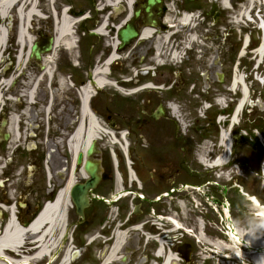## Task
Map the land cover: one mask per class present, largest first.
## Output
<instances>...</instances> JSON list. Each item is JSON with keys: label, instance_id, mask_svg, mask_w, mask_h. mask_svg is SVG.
Masks as SVG:
<instances>
[{"label": "rangeland", "instance_id": "rangeland-1", "mask_svg": "<svg viewBox=\"0 0 264 264\" xmlns=\"http://www.w3.org/2000/svg\"><path fill=\"white\" fill-rule=\"evenodd\" d=\"M54 1L55 3L53 6L56 11L59 12L62 8H69V11H72L73 14L87 8L92 10V3H94L95 8L98 4V0ZM173 1L175 0H167L169 15L173 13ZM222 1L223 0H199L200 9L198 12L204 20L203 24L196 28V32L199 38L202 37L204 33H208V40L204 46L198 45L197 43L192 44L191 46L194 47V50L186 54L187 60H182L181 64L175 62V66L173 65L176 67L174 68L176 71H182L184 75L188 77L189 84L187 83L185 87L169 96H166L165 92H162V94L143 92L134 97L137 106L135 118L145 117V115L140 114L139 109V106L143 105V103H147L143 111L151 112L157 103H160L166 97L171 98L169 100L170 105L178 108L180 117L177 116L178 119L176 121V119L169 114V119L170 121L172 119L173 123H175L178 129V135L182 137L185 142V145H183V156L186 161L185 171L187 172H185L179 180L184 181V183H186L185 181L189 183L199 182L201 184L193 185L194 187L200 188L199 193L203 192L206 194L208 191L210 192L208 197H204L203 194L198 193V190L194 191L195 188L187 187V190L177 192V194L184 196L186 191L187 194H189V197H186L187 199L182 201L180 199L174 201V203H171L168 199L167 203H164L168 210L169 208H176L178 210L177 216L174 215L173 210L172 212L169 210V216H172V218L185 229L191 231V234L195 237L194 239L188 236L183 237L184 240L196 246L198 254L194 264H250L246 258L250 250L241 248L240 244L234 240L229 242L226 235L232 236V234H240L243 236L249 233L246 227L249 222L259 224V221L255 217L259 209L254 208L251 203L240 194L239 187L243 188L244 192H246L245 187H248V196H256L261 203H264V140L259 136L257 132L258 129L254 126L259 121L264 123V54L262 53L261 56L258 55V58H256L257 54L254 50L247 51V55L246 52L240 55L242 52L241 46L237 49L238 45L243 43L245 33L249 37V45L252 43L254 44L253 47H255L258 42L260 44L261 34L256 28V25H258L260 21L264 23V7L261 0H257L251 5H249L247 0H228L231 8L223 9L221 6ZM215 2L222 14L218 22L214 24L211 16H207L206 12L210 5ZM244 6L246 9L243 8ZM38 7L44 15H50V4L48 5L46 2H40ZM240 13H243V15L241 14L240 16ZM169 15L168 17L172 18ZM71 18L74 17L72 16ZM36 21L35 19L32 20V28L29 30V35L32 39L36 37L33 33L35 32L33 23L36 25ZM38 21L39 25H41L42 22L44 23L43 20ZM45 21L47 23V28L54 25L52 18H48ZM178 21L179 18H176L170 21L168 25L174 27L178 25ZM0 24L8 28L6 47L2 49V60L0 63V88H2L0 91L3 96L1 99L3 104L1 112L3 116H1V119L9 121L11 117L19 116L17 134L14 136L13 133H9V138L3 141L6 142L7 156L9 159L12 158L11 152L16 148L15 151L19 150V153L13 156V160L7 167L4 177H0V199H7L10 205L13 202V200H9L11 195L13 199L24 204V202L33 203V199H35L34 197L37 195L40 201L39 207H41L42 204L48 200V193L53 189V185H55L54 197L55 194L65 186L68 178V170L65 172L60 171L66 167L64 162L65 158L70 162L71 155L66 146V138L74 131L77 125L76 119L79 114H63L62 109L63 105L67 102L66 97L75 100V96L73 91L68 90L65 81L66 78L63 77L59 79V81H63V84L55 83L53 80L49 88L47 86V77L43 76L35 93L37 105L27 107L25 98L22 97V95H26L31 81L38 79L42 73H40L35 63L29 61L25 62L27 47L20 48L18 46L16 40L17 19L15 13H9L5 19L0 20ZM76 26L74 27L75 29L77 28ZM178 28L176 27L175 29L177 30ZM166 29L168 30V27H166ZM49 32L50 29L47 34H49ZM175 36L176 39L168 44L171 45L172 43L173 49H175L176 46H180L178 40L181 35L178 34ZM62 44L63 42L59 43L53 55L50 56V58L53 59V63L51 64L52 69H54V63L58 54L62 55V59L68 57V59L75 60V57L77 58V56H79L78 61L80 60V47H78V51L73 50L67 54ZM232 52H237L233 64L230 59V54ZM151 53L154 55V51ZM225 53L229 54V58H225ZM19 57H21V59ZM214 61L215 64H213ZM64 64L63 60H61L58 70H61L62 67L64 68ZM68 64L70 68L73 69L70 62H68ZM179 65L180 67H177ZM79 67L80 64L78 63L77 69H73L75 70L73 74L74 77H79ZM166 67H169V69L171 68L170 66ZM152 71L153 73H151L150 76L153 77L151 79L155 82H161L162 75H166V77L173 80L175 79L174 76L178 73L176 71L172 73L171 70L162 72L161 68H157L156 70L152 69ZM260 72L262 73L261 75ZM219 73L225 74L224 77L226 80L223 77L225 81L222 84H218L215 80V75ZM239 76H243L245 83L242 82V85L239 84V88L236 87V89L233 90V94L232 91H230V85L232 79ZM57 78H59V76ZM3 81H9V83L5 86ZM12 83H14V87L11 89L10 85ZM192 85L194 86V90L191 92L190 89ZM244 88L248 93V98L246 99L244 107V110L247 109V113L246 115H241L242 118L245 116L243 126L247 132V140H245L243 144L242 141H239L240 139L236 137V146H239L236 148L234 155L230 157L234 162L229 166L215 171L203 167L199 162L201 157L206 158L208 155L213 159L216 155L222 153V149L218 145L219 135L215 134L214 129L207 131L208 136L206 139L199 138L197 130L203 125L207 113H212L214 109L217 112L218 110H227L226 107L223 106L222 100H226L227 104L230 103V100H233V103H237L241 98L240 89L243 90ZM49 97L53 98L54 103L52 104V110L49 115H45L44 108L47 105L48 99H50ZM216 98H218L220 102L217 101V104L214 106ZM147 101H149V104ZM203 102L210 103L212 108L207 112H203ZM231 116L228 118V121L231 119ZM226 119V116L223 117V121ZM218 123H220L218 132H220V130H223L222 121H216L217 125ZM263 125L264 124L261 125L262 128H264ZM124 130L130 133V153L132 151L130 155L132 156L134 153L133 155L137 157L146 149L141 147L138 142L133 145L134 137L131 135V133H133L132 129L124 127ZM245 131H242L240 134L245 136ZM1 132L6 133L7 129L4 128ZM31 132L36 136L28 138ZM252 136L257 137L258 144ZM215 142L217 143L216 146H214ZM32 146H35L36 150L33 151L34 154L30 153L28 157L25 155L24 149L25 147L30 149ZM53 150L55 152H51ZM97 150L98 154L100 155L101 153L109 162L108 166L110 167V172L114 173L106 142H98ZM36 154H38L39 157L42 156L43 159L42 162L40 160L38 161L34 169L35 175L33 176V171L31 172V167L29 165V158H34ZM116 156L119 161L118 170L122 174V179L124 180L123 189L133 188L136 185L132 184L131 186L125 181L126 171L122 155L116 153ZM206 160H208V158H206ZM24 171L28 173L26 178L28 184H30L33 179L34 184L30 189L22 186L21 178L24 179L25 174L21 176V173ZM46 171H48L49 177ZM141 172L142 171L139 169V173ZM75 177L76 182L82 181L78 171L75 173ZM112 182L114 186V178ZM211 187H216V194L211 192ZM24 190L26 192L29 190L30 195L25 196L21 194ZM20 194L21 197H18ZM214 197L219 202L218 205L214 204ZM226 201L231 206L228 208L226 218H224L222 210L228 207ZM181 202L184 205L182 210L179 207V203ZM226 210L225 212L227 213ZM219 214H221V217ZM5 217L7 218L4 213L3 216L0 217V232L5 224ZM20 218L26 220L29 217L20 216ZM201 225H204L202 231L199 228ZM140 233L141 232H139V234ZM256 235L259 236L260 234ZM85 239L86 238L81 239V237L73 238V244L76 247V255H81V258L76 259L74 264H88L90 260H97L95 252L92 258L85 255L83 256L84 248L86 247ZM68 243L69 242L66 241L62 243L63 245L61 243L58 244L57 250L53 251V256L55 255V258L62 256L63 250ZM221 243L223 245H221ZM95 244L98 245L103 243L98 238ZM171 252L174 254V251ZM118 253L117 257L120 255V252ZM168 253L169 251L167 250L165 254ZM135 261L137 262L138 259H135ZM162 262L163 259L160 258L159 264H162Z\"/></svg>", "mask_w": 264, "mask_h": 264}, {"label": "flooded vegetation", "instance_id": "flooded-vegetation-1", "mask_svg": "<svg viewBox=\"0 0 264 264\" xmlns=\"http://www.w3.org/2000/svg\"><path fill=\"white\" fill-rule=\"evenodd\" d=\"M148 1L129 0L128 4L127 0H121L115 6H109L106 5L105 0H98L96 8L94 3H92V10L87 8L83 11H78L76 14L81 16V22L79 27L74 30V39L76 46L81 48L80 60L69 61L68 57L62 59V55L58 54L54 63L53 80L55 83H59L60 78H68L70 83L68 90L73 91L75 96V100L66 97L67 102L63 105V114L79 113L82 104H84L87 111L94 115L106 128L116 132L124 130V127L132 129L133 145L138 142L141 147L146 149L137 157L133 155L134 153L131 156L130 133H128V159L132 171L140 180L139 189L136 186L130 189L122 188L121 190L114 188L112 182L113 173L110 172L109 162L100 153L98 155L99 184L87 195L88 206L83 210V217L79 218L74 208L68 214L64 236L66 239L68 237L86 238L87 246L84 248L83 256L92 258L95 252L97 257V260H90L88 264H159L160 259L156 256V243L148 240L149 237H157L160 234L158 227L153 225L156 224L155 219L166 218L169 215V210L171 212L173 210L174 215H176L178 210L176 208H169L168 210L164 203H167L168 199L171 203L180 199L182 201L185 196L177 194V192H183L185 185L193 184L179 180L187 172L185 171L186 161L183 156V145H185V142L178 135L175 123H173L172 119L171 121L169 119L170 111L168 105L171 98L166 97L163 101L157 103L151 112L143 111V108L147 106V103H143V105L139 106V109L140 114L145 115V117L135 118L137 106L134 100V91L136 85L152 83L160 89L158 91H149L148 93L162 94V92H165L166 96H169L185 87L187 83L189 84L188 77L182 71H176L174 69L176 67L170 64L171 58H169V55L176 52V49H173L172 43L171 45L168 44L175 40L176 36L168 33L166 27L168 26V20L172 21L179 18L181 12L193 13L198 11L200 3L199 0L173 1V13L169 15L167 0H152L153 3L151 5H148ZM40 2L43 3L44 0H37L38 4ZM221 14L222 12L216 2L210 5L206 12L207 16H211L214 24L221 18ZM168 15L172 18H169ZM35 20H37L36 25L33 23L35 41H42L46 37L52 36V33L50 35L47 34L49 28L46 27V23L42 22L39 25L38 19ZM125 28L135 35L123 44L119 39V32ZM99 31L102 32L100 33ZM145 32L148 33L147 36H144ZM164 38L167 41L165 44H161L162 48H164L161 52L163 55L161 71L168 72L171 70L172 73L175 71L178 73L173 80L166 77V75H162L161 82H155L151 79L153 78L150 76L152 71L149 69L151 67L156 68L154 63L157 60L151 52L156 50V46L162 43ZM112 52L115 53L117 59L107 67L106 83L98 86L95 77L96 71L105 63ZM226 57L229 58V54L226 53ZM61 60L65 63L64 68L62 67L61 70H58ZM184 60H187L186 56ZM68 62L76 65L80 64L79 77H74L75 70L70 68ZM213 64H215V61ZM166 66L171 68L169 69ZM36 67L40 70L39 66L36 65ZM177 67H180V65ZM145 68L148 69L144 70ZM137 72L139 74L137 79H135V73ZM219 74L215 75V80L218 84H222L226 80L225 74ZM58 76L59 78H57ZM223 77L225 80H223ZM193 90L194 86L191 92ZM80 92L82 96L85 94V99L81 98L82 103L78 99ZM147 102L149 104V101ZM53 103L54 100L52 98L51 108ZM226 112L228 111L220 113L226 116L231 113L230 111ZM217 115L207 113L202 126L204 127L208 122L214 123ZM77 120L78 118L76 122ZM213 129L215 130V128L211 130ZM204 131V128L197 130L201 139H206L208 136ZM35 150V146L30 149L25 147V155L29 157L30 153ZM18 153L19 150H14L11 152L12 158L9 159L6 142L0 140L1 178L6 174V169L12 162L13 156ZM38 157V154H36L34 158H29L33 176L35 175L34 169L38 161L42 162L43 159L42 156ZM64 162L68 166L66 158ZM139 169L142 171L141 173H139ZM27 174L25 171L21 173V176H24V179L21 178L22 186L30 189L34 182L32 179L31 183L28 184V180H26ZM245 189L249 191L248 187H245ZM54 192L55 185L48 193V199L54 195ZM21 194L30 195V191L26 192L24 190ZM21 194L18 197H21ZM138 195L142 197L138 198ZM34 198L33 203L24 202V204H19L16 201L19 217L28 216L30 218L37 212L40 208V201L37 195ZM0 201L8 202L7 199H0ZM28 219H21V222L25 224ZM139 232L144 234H139ZM118 233L125 235L123 245L118 251L120 255L117 257V254H119L117 252L114 261L104 262ZM96 237H99L103 244H95L94 239ZM184 244L189 246L186 247L184 252L189 258L187 264H194L198 251L193 243L182 239L180 245L173 244V249L176 251L179 246ZM135 259H138V261L136 262Z\"/></svg>", "mask_w": 264, "mask_h": 264}, {"label": "bare ground", "instance_id": "bare-ground-1", "mask_svg": "<svg viewBox=\"0 0 264 264\" xmlns=\"http://www.w3.org/2000/svg\"><path fill=\"white\" fill-rule=\"evenodd\" d=\"M121 0H115V2L119 3ZM249 2V5L254 4L257 0H247ZM129 4V0H127ZM106 5H111L109 0H105ZM221 6L224 9H229V1L223 0L221 2ZM243 8L246 9L244 6ZM14 12L16 15V18L19 22L18 24V36H17V43L20 48L27 47L26 56L28 55L29 46L32 44V37L29 35L30 25L29 22L33 18H40L43 19V15L41 12L37 9V0H0V20L5 19V17L8 16L9 13ZM243 15V13H240ZM60 19H58L56 23V28L54 29L55 34V46L54 49L57 47V45L61 42H63L62 46L67 51H72L74 49L75 39L73 37V28L77 20L71 19L67 13L66 8L62 9ZM168 23L170 21L168 20ZM192 23V17L183 15L181 19L179 20L178 25L174 26V28L180 27L181 29L183 25L185 26H191ZM185 29V28H184ZM7 29L5 26H2L0 24V63L2 60V49L6 47V36H7ZM100 33L102 31H99ZM187 37L186 46L191 45L195 41V36L192 35L188 39V35L192 34L193 32L189 29H185L181 32ZM148 33L145 32L144 36H147ZM28 39V40H27ZM167 41L166 38L164 40L162 39V43L158 44L156 46V60L160 63L159 58L162 52V45L165 44ZM243 51L240 53L242 55ZM257 53V52H256ZM258 55L261 56L262 53L264 54V42L260 49L258 50ZM171 61L175 62L179 59V56L176 52L172 53ZM258 55H256V58H258ZM21 59V57H19ZM42 67H41V73L42 75L38 80L36 81V84L32 86V82L30 83V89L26 92V95H22V97L25 98V103L27 107L30 106V103L35 100V93H36V86L38 85L39 81L42 79L41 77L47 76L50 78L52 76V68L51 64L53 63V59L50 57L42 58ZM116 55L114 52L111 53L109 59L96 71V79H97V85L102 86L105 82L106 77V70L109 65H111L115 61ZM5 86L9 83V81H3ZM242 77H235L231 84V90H235L236 87L239 88V84H241ZM61 84L63 82L61 81ZM238 85V86H237ZM242 85V84H241ZM150 86H145L143 89H150ZM2 90V88H0ZM241 98L239 99L235 113L232 120V125H236L237 119L239 117V114L241 112L242 107L245 106L247 97V91H245V88L243 90L240 89ZM2 94L0 91V107L2 104ZM85 99V94L82 96ZM81 97V98H82ZM20 105V103L18 102ZM170 109L173 110V114H176V110L171 107ZM19 116H13L9 119L8 124V132L11 134L13 133L14 136L17 134V124H18V118ZM106 137V132L104 129L98 124V120L96 117L91 115L84 104H82L81 110H80V119L79 122L74 129L73 133L67 138L66 146L68 148V151L71 155V162L74 161L75 157L79 153H84L86 149L89 147L91 143H97L99 140H103ZM227 133L225 132L221 137V146L225 148V151H223L222 155L217 158L214 163L211 165L207 164V161L204 160L203 157L199 159V161L203 164H205L208 168L210 167H216L220 164H223L228 158V141H227ZM230 139V138H229ZM132 171V170H131ZM76 169L72 168V171L69 173V177L66 181V184L64 187H62L56 194L53 201L49 203H45L43 208L40 210L38 215L34 218L31 225L27 229H23L19 225H17L14 222V208H12V213L10 214V219L5 226L4 230L0 233V264H39L40 260L44 259L45 256H48L52 258L53 251L55 249L57 250V244L60 240H62L65 227H66V220L68 217V213L70 209H72V205L69 199V189L70 187L75 183L76 177H75ZM80 178L85 179L86 175L83 172L79 173ZM131 179H134L133 173H131ZM252 198V197H251ZM252 201L256 205V199L253 198ZM257 206V205H256ZM258 210V213L256 214V218H258L259 221V227L256 229L255 233L260 234L257 236L254 234L253 236H249V233L242 235L232 234L231 239L238 242L240 246L243 248L250 250L248 252L246 258L248 259L250 264H258V261H260L261 258H264V205H259L256 207ZM38 241L39 243L42 242V244H39L35 249L32 248V250H28L27 247L29 244L27 242H35ZM124 242V237L116 235L115 240L113 241L112 247L109 251V254L104 259V262H112L114 261L117 252L120 250ZM159 247L156 252V256L163 259L162 264H171L176 263L179 261V259L172 253L165 254L166 251L163 248V242L158 241ZM221 245H223L221 243ZM71 246H67L62 253V256L58 260L56 264H69L70 263V249ZM233 249V247H232ZM24 250V254L26 255H20L18 258H20V261H16L13 259H8L6 256L9 253H16L17 255L21 254ZM32 253V255H31ZM6 255V256H4ZM31 255V256H30ZM237 255V254H236ZM30 256V257H29ZM16 258V259H18Z\"/></svg>", "mask_w": 264, "mask_h": 264}, {"label": "water", "instance_id": "water-1", "mask_svg": "<svg viewBox=\"0 0 264 264\" xmlns=\"http://www.w3.org/2000/svg\"><path fill=\"white\" fill-rule=\"evenodd\" d=\"M153 3L152 0L148 1V5H151ZM135 34L130 33L128 29H122L119 32V39L124 43L129 39L130 37H133ZM52 39L48 38L46 42L42 45L39 46L37 43L33 44L30 48V57H33L35 61H39L40 59V54L49 52L50 47H51ZM4 125V122L2 123V126ZM94 154V145H91L87 151L86 155L88 158L91 157V155ZM82 163V155L78 154L76 158V164L81 165ZM84 172L88 175L89 179H87L84 183L82 184H75L73 187L70 189V198L72 200V203L75 207L76 213L79 217H83V209L88 206L87 202V194L90 190L94 189L95 186L99 182V173H98V164L96 162H92L91 160H87L84 163L83 166ZM179 254L182 255V259L187 262V258L183 256V251L179 249L178 251Z\"/></svg>", "mask_w": 264, "mask_h": 264}, {"label": "clouds", "instance_id": "clouds-1", "mask_svg": "<svg viewBox=\"0 0 264 264\" xmlns=\"http://www.w3.org/2000/svg\"><path fill=\"white\" fill-rule=\"evenodd\" d=\"M246 227H247V231L249 232V236L254 237L255 231L259 227V225L256 224L255 222H249V224ZM258 264H264V258H261L260 261H258Z\"/></svg>", "mask_w": 264, "mask_h": 264}, {"label": "trees", "instance_id": "trees-1", "mask_svg": "<svg viewBox=\"0 0 264 264\" xmlns=\"http://www.w3.org/2000/svg\"><path fill=\"white\" fill-rule=\"evenodd\" d=\"M262 124H264V123L259 121L254 126H255V128H258L259 130H262V126H261ZM262 134L264 135V131L263 130H262Z\"/></svg>", "mask_w": 264, "mask_h": 264}]
</instances>
